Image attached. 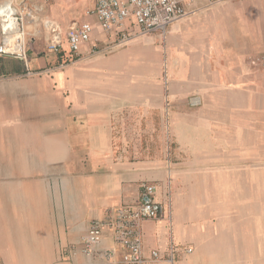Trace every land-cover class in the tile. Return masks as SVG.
Segmentation results:
<instances>
[{
	"label": "crops",
	"instance_id": "crops-1",
	"mask_svg": "<svg viewBox=\"0 0 264 264\" xmlns=\"http://www.w3.org/2000/svg\"><path fill=\"white\" fill-rule=\"evenodd\" d=\"M14 1L39 11L28 65L0 62V264H124L109 231L90 257L83 241L143 184L163 208L141 225L155 264H258L264 0H194L164 35L134 23L126 43L88 14L97 0ZM86 23L72 56L66 31Z\"/></svg>",
	"mask_w": 264,
	"mask_h": 264
},
{
	"label": "built area",
	"instance_id": "built-area-1",
	"mask_svg": "<svg viewBox=\"0 0 264 264\" xmlns=\"http://www.w3.org/2000/svg\"><path fill=\"white\" fill-rule=\"evenodd\" d=\"M194 0H97L96 8L88 12L95 15L102 30L118 34L121 43L131 39L129 27L134 23L143 34L159 32L165 34L167 26L186 16L185 6ZM14 0L0 4V62L13 58L28 65V31L26 19L37 21L33 11L38 8L23 6ZM93 33L91 24L71 27L66 31L72 56H77L83 43L90 41ZM49 50L59 53L62 49V32L57 30L50 36ZM197 104L196 100L192 102ZM156 186L143 184L141 200L136 205H124L111 209L102 220H94L83 241L82 252L86 256L95 254L102 244L106 231L111 233L116 246L123 248L124 264H155L160 259L157 251L147 256L141 225L146 220L160 218L162 206L155 199ZM188 253L191 250H187ZM176 253L175 244L170 246L171 261ZM101 259L114 261L116 249L98 252Z\"/></svg>",
	"mask_w": 264,
	"mask_h": 264
},
{
	"label": "rangeland",
	"instance_id": "rangeland-1",
	"mask_svg": "<svg viewBox=\"0 0 264 264\" xmlns=\"http://www.w3.org/2000/svg\"><path fill=\"white\" fill-rule=\"evenodd\" d=\"M264 56H259L258 57V69L264 67V64L262 58ZM263 142H264V138H263ZM258 164H262L264 165V143L261 144V145H258ZM259 160H262V161H259ZM248 196V207H249V204L251 202H255L258 206V212L260 214H264V185L263 186H260L258 185V192H252V193H248L247 194ZM251 201V202H250ZM259 215V214H258ZM258 220H260L261 222H259L260 224V228L262 229V231L264 232V219L263 218H259ZM259 237L260 236H264V234H258ZM258 250L260 252H263L264 253V240L262 239H258ZM264 264V256H259L258 257V264Z\"/></svg>",
	"mask_w": 264,
	"mask_h": 264
},
{
	"label": "bare ground",
	"instance_id": "bare-ground-1",
	"mask_svg": "<svg viewBox=\"0 0 264 264\" xmlns=\"http://www.w3.org/2000/svg\"><path fill=\"white\" fill-rule=\"evenodd\" d=\"M259 163V162H258Z\"/></svg>",
	"mask_w": 264,
	"mask_h": 264
},
{
	"label": "clouds",
	"instance_id": "clouds-1",
	"mask_svg": "<svg viewBox=\"0 0 264 264\" xmlns=\"http://www.w3.org/2000/svg\"><path fill=\"white\" fill-rule=\"evenodd\" d=\"M157 189V188H156Z\"/></svg>",
	"mask_w": 264,
	"mask_h": 264
}]
</instances>
